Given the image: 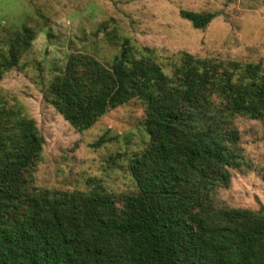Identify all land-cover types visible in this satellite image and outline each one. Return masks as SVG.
I'll use <instances>...</instances> for the list:
<instances>
[{
	"label": "trees",
	"instance_id": "1",
	"mask_svg": "<svg viewBox=\"0 0 264 264\" xmlns=\"http://www.w3.org/2000/svg\"><path fill=\"white\" fill-rule=\"evenodd\" d=\"M180 15L196 29L213 19ZM34 35L22 26L0 37V81ZM40 92L79 133L139 99L150 143L130 158L136 190L120 199L39 188L33 166L44 138L21 106L0 102V264H264V207L217 198L241 156L234 120L264 121L260 63L181 52L161 64L124 39L109 68L71 54Z\"/></svg>",
	"mask_w": 264,
	"mask_h": 264
},
{
	"label": "rangeland",
	"instance_id": "2",
	"mask_svg": "<svg viewBox=\"0 0 264 264\" xmlns=\"http://www.w3.org/2000/svg\"><path fill=\"white\" fill-rule=\"evenodd\" d=\"M181 10L213 19L196 29ZM22 26L33 30L34 39L19 68L0 81V102L21 106L44 138L33 166L39 188H98L120 199L136 190L130 158L150 143L139 99L108 111L81 133L43 99L41 88L69 55H90L109 68L127 39L137 56L161 64L187 52L264 68V0H0V37ZM234 126L241 156L217 198L228 208L258 210L264 207V121L237 117Z\"/></svg>",
	"mask_w": 264,
	"mask_h": 264
}]
</instances>
